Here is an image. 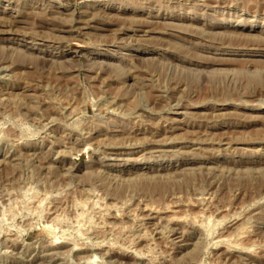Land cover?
<instances>
[{"label": "rangeland", "instance_id": "rangeland-1", "mask_svg": "<svg viewBox=\"0 0 264 264\" xmlns=\"http://www.w3.org/2000/svg\"><path fill=\"white\" fill-rule=\"evenodd\" d=\"M0 264H264V0H0Z\"/></svg>", "mask_w": 264, "mask_h": 264}, {"label": "bare ground", "instance_id": "bare-ground-1", "mask_svg": "<svg viewBox=\"0 0 264 264\" xmlns=\"http://www.w3.org/2000/svg\"><path fill=\"white\" fill-rule=\"evenodd\" d=\"M167 208H168V206H167ZM146 209H147V207H146ZM144 211H146V210H144ZM170 211H171V210H170ZM148 212H149V211H148ZM165 212H166V211H165ZM156 213H157V212H156ZM187 215H188V214H187ZM171 217H172V214H171ZM171 217H170V218H171ZM147 218H148V217H147ZM155 218H156V217H155ZM174 218H175V216H174ZM174 218H173V219H174ZM178 218H179V217H178ZM175 219H176V218H175ZM180 219H181V218H180ZM185 219H186V218H185ZM229 240H230V239H229ZM222 241H223V240H222ZM220 243H221V242H220ZM222 243H223V242H222ZM227 244H228V243H227ZM49 247H50V246H49ZM77 247H78V246H77ZM73 250H74V249H73Z\"/></svg>", "mask_w": 264, "mask_h": 264}]
</instances>
